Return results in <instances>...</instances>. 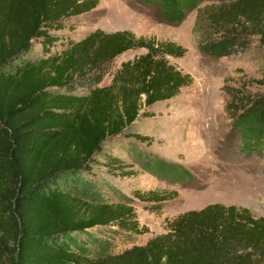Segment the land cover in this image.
<instances>
[{
	"label": "trees",
	"instance_id": "trees-1",
	"mask_svg": "<svg viewBox=\"0 0 264 264\" xmlns=\"http://www.w3.org/2000/svg\"><path fill=\"white\" fill-rule=\"evenodd\" d=\"M141 1L179 23L203 0ZM213 1L198 9L201 52L222 57L255 40L264 47V0ZM99 4L0 0V264H264V216L236 204L182 212L167 220L166 232L137 244L149 231L137 206L160 214L180 192L128 195L97 167L135 176V166L114 148L120 146L161 180H193L187 166L127 143L133 137L152 143L136 120L156 115L154 106L194 77L169 59L183 56L185 47L129 29L98 28L59 48L58 31ZM139 48L146 52L116 66L119 56ZM251 83L263 88L252 90ZM223 88L232 128L264 136V70Z\"/></svg>",
	"mask_w": 264,
	"mask_h": 264
},
{
	"label": "rangeland",
	"instance_id": "rangeland-1",
	"mask_svg": "<svg viewBox=\"0 0 264 264\" xmlns=\"http://www.w3.org/2000/svg\"><path fill=\"white\" fill-rule=\"evenodd\" d=\"M213 2L203 0L197 8L188 10L181 22L170 23L164 20L157 4L148 5L141 0H100L95 10L73 18L71 26L58 31L59 48L69 38L81 39L101 28L129 29L137 35L170 40L187 49L183 56H169V59L189 72L194 82L173 99L157 103L153 108L156 115L139 116L136 120L135 129L152 136V143L133 137L127 146L154 152L187 166L193 180L185 184L161 180L141 167L133 151L130 153L120 146L114 148L135 166V176H114L103 166L97 167L102 177L128 195L136 189L175 188L180 192L178 199L160 214L145 210L142 204L137 206L141 223L149 229L139 239V245L166 232L168 219L214 202L245 206L256 215L264 216V136L255 130L232 128L225 111L229 97L223 88L237 85L243 78H260L264 70V47L255 40L246 49L222 57L201 52L194 31L198 9ZM35 47L40 50L38 43ZM144 52V48L129 50L117 58L116 66ZM110 79L107 75L103 84ZM250 86L252 90L263 88L257 83Z\"/></svg>",
	"mask_w": 264,
	"mask_h": 264
},
{
	"label": "crops",
	"instance_id": "crops-1",
	"mask_svg": "<svg viewBox=\"0 0 264 264\" xmlns=\"http://www.w3.org/2000/svg\"><path fill=\"white\" fill-rule=\"evenodd\" d=\"M146 4V3H145ZM153 5V4H152Z\"/></svg>",
	"mask_w": 264,
	"mask_h": 264
}]
</instances>
